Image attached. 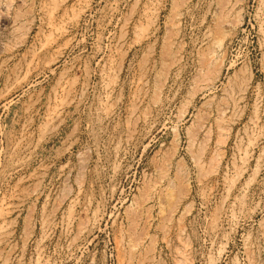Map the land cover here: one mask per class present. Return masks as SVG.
<instances>
[{
  "label": "rangeland",
  "instance_id": "374dc122",
  "mask_svg": "<svg viewBox=\"0 0 264 264\" xmlns=\"http://www.w3.org/2000/svg\"><path fill=\"white\" fill-rule=\"evenodd\" d=\"M0 264H264V0H0Z\"/></svg>",
  "mask_w": 264,
  "mask_h": 264
}]
</instances>
